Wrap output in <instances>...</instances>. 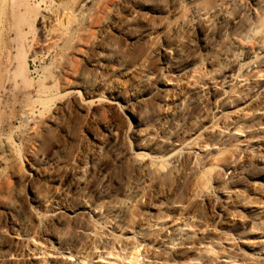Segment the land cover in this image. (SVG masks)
I'll return each instance as SVG.
<instances>
[{
  "label": "bare ground",
  "instance_id": "obj_1",
  "mask_svg": "<svg viewBox=\"0 0 264 264\" xmlns=\"http://www.w3.org/2000/svg\"><path fill=\"white\" fill-rule=\"evenodd\" d=\"M170 1L41 11L31 55L55 59L0 140V264H264V0Z\"/></svg>",
  "mask_w": 264,
  "mask_h": 264
},
{
  "label": "rangeland",
  "instance_id": "obj_2",
  "mask_svg": "<svg viewBox=\"0 0 264 264\" xmlns=\"http://www.w3.org/2000/svg\"><path fill=\"white\" fill-rule=\"evenodd\" d=\"M5 4L9 0H0ZM157 11H179L170 0H148ZM50 0H13L4 13L6 22L0 26V140H14L33 127L31 120L24 122L30 100L36 98L34 82L44 79V70L54 63L55 52L32 57V51L40 45L37 23L41 11ZM5 13L7 14L5 16ZM145 46L137 45L129 50L124 45L121 52L135 58ZM29 61L30 70L27 62Z\"/></svg>",
  "mask_w": 264,
  "mask_h": 264
}]
</instances>
